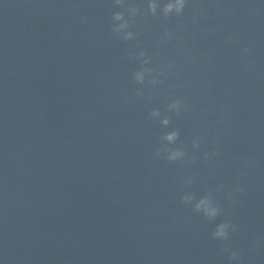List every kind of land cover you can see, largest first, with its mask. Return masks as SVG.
<instances>
[{"label": "clouds", "instance_id": "obj_1", "mask_svg": "<svg viewBox=\"0 0 264 264\" xmlns=\"http://www.w3.org/2000/svg\"><path fill=\"white\" fill-rule=\"evenodd\" d=\"M114 3L117 6H123L124 5V0H114ZM187 5V0H168L167 3H165L162 7L160 8V4L158 3V0H149L148 3V12L151 13L152 16H156L158 13V9L162 12L163 16L165 18H168L172 14H175L177 17L183 15L184 9ZM128 13L132 17H135L136 15L139 14L140 10L138 8H129L127 9ZM112 20L114 22H121L122 23H114L112 27V32L116 35H121L122 38L125 41L132 40L134 36L136 35L132 31L129 30L130 28V23L128 20L125 19V12L123 11H117L114 12L112 15ZM171 33L168 34V39H171ZM249 49L244 48L243 53H248ZM140 57L144 58L143 59V64H148L149 60L151 59L150 57L146 56L145 52H140L139 53ZM155 69L151 68H141L140 70L134 72L133 76L134 79L137 83L143 85L145 81V73H153ZM150 83L155 86L157 83H159L158 79L156 77H153V79L150 81ZM137 95H142L141 92H137ZM183 106V101L180 99L174 100L172 103L168 104V109L169 111H173L177 114H179L181 107ZM160 115V112L158 110H153L151 112L152 117H157ZM162 125L167 127L170 124V118L168 116H165L162 121ZM179 139V132L177 130H172L167 133H165L162 137V141H166V144L162 145V148H159L156 150V155L158 157H161L163 159H166L168 161H178L183 159L187 153L182 149V148H175L172 149L169 147V145L175 144L177 140ZM198 140L193 141V147H198ZM162 152L166 153V155L162 156ZM239 190V189H237ZM182 202L185 205H191L193 208V211L196 213H202L205 218H207L210 222L215 220L216 217L220 214V207L216 204L214 195L209 192L207 195L201 197L198 201L195 198L194 194H187L182 196ZM237 226L231 224L230 222H222L218 224L215 227V230L212 233L213 239H220L227 241L230 238L229 235V230L231 231H236ZM227 251V249H226ZM237 253L236 252H231L230 259L235 260L237 259Z\"/></svg>", "mask_w": 264, "mask_h": 264}]
</instances>
